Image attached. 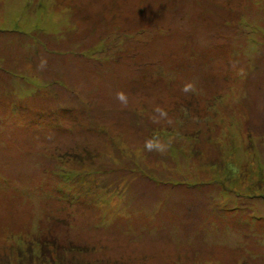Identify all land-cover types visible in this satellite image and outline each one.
Listing matches in <instances>:
<instances>
[{"label":"rangeland","instance_id":"1","mask_svg":"<svg viewBox=\"0 0 264 264\" xmlns=\"http://www.w3.org/2000/svg\"><path fill=\"white\" fill-rule=\"evenodd\" d=\"M0 264H264V0H0Z\"/></svg>","mask_w":264,"mask_h":264},{"label":"clouds","instance_id":"2","mask_svg":"<svg viewBox=\"0 0 264 264\" xmlns=\"http://www.w3.org/2000/svg\"><path fill=\"white\" fill-rule=\"evenodd\" d=\"M48 57L41 55L38 58V62L36 64V69L39 72H44L48 69ZM181 91L185 94H195L197 92V86L195 81L189 80L182 85ZM115 98L121 103L123 107H127L129 103L128 95L122 91L118 90L115 93ZM163 115V112H161ZM153 122H157L155 118H153ZM169 144L168 142L163 141L159 136H153L144 141L143 150L146 152H156L161 155L165 154L168 150Z\"/></svg>","mask_w":264,"mask_h":264}]
</instances>
